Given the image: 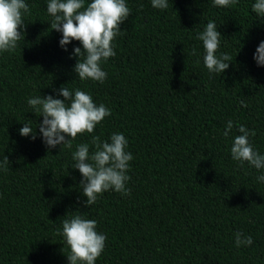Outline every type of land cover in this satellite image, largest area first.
<instances>
[{
  "label": "trees",
  "instance_id": "trees-1",
  "mask_svg": "<svg viewBox=\"0 0 264 264\" xmlns=\"http://www.w3.org/2000/svg\"><path fill=\"white\" fill-rule=\"evenodd\" d=\"M25 2L24 41L0 52V161L9 160L0 167V264H68L58 232L71 215L97 221L107 236L94 264H264V183L257 180L264 169L241 165L230 151L244 125L264 155V67L253 59L264 41V17L252 11L256 0L229 7L169 0L163 10L151 0H125L131 14L112 41L116 55L101 62L103 83L73 72L72 52L82 45L59 46L49 0ZM209 21L221 34L216 54L232 57L221 74L209 73L196 38ZM61 86L87 92L111 115L93 133L78 134L70 149L49 150L38 128L43 118L27 101L62 99ZM29 121L35 140L19 135ZM114 133L124 134L133 156L130 195L108 190L85 207L72 155L79 144L94 151L93 136L107 141ZM237 231L253 243L237 248Z\"/></svg>",
  "mask_w": 264,
  "mask_h": 264
},
{
  "label": "clouds",
  "instance_id": "clouds-1",
  "mask_svg": "<svg viewBox=\"0 0 264 264\" xmlns=\"http://www.w3.org/2000/svg\"><path fill=\"white\" fill-rule=\"evenodd\" d=\"M238 0H213V7H229ZM155 9H167L169 0H151ZM252 11L264 17V0H256ZM47 12L52 17L50 27L62 34L59 46L67 51V45L72 41H79L82 47L73 49L76 63L73 72L80 80L91 79L103 83L107 73L102 70L101 62L116 55L112 41L124 31L119 28L131 14L125 0H91L85 7V0H49ZM30 13L25 0H0V52H12L20 41H24L26 24L23 17ZM202 41L205 55L203 62L209 73H223L229 68L232 57L228 53L216 54L221 34L213 21L207 22L203 31L196 37ZM193 55L196 54L193 48ZM71 58V57H69ZM253 59L257 66L264 67V41L256 48ZM56 96L41 97L40 95L28 99L27 104L40 114L42 122L38 125L43 143L51 150L58 145L72 147V140L82 133H93L97 124L111 115V110L104 104H95L91 95L76 89L74 92L68 87L61 86L56 90ZM242 107H247L240 101ZM37 127V126H36ZM233 129V122L229 120L223 135L228 137ZM240 133L235 136L231 146V158L241 165L247 162L257 170L264 169V155H261L250 142L255 132L244 125L237 128ZM22 137L36 139L31 121L23 124L19 129ZM94 151L90 153L88 144L77 145L72 155V168L78 170L82 176L79 187L86 197L85 207L93 205L99 194L113 190L122 195H130L127 182L129 162L133 160L131 152L127 151L128 141L123 133L112 134L107 141L99 136L92 137ZM9 165L7 156L0 161V167ZM259 182L264 183V173L257 176ZM67 216V215H66ZM61 235L69 247L66 257L68 264H94L105 248L107 236L96 230L97 221L86 219L83 215H71L61 220ZM252 237L243 232L235 233V244L250 246Z\"/></svg>",
  "mask_w": 264,
  "mask_h": 264
}]
</instances>
